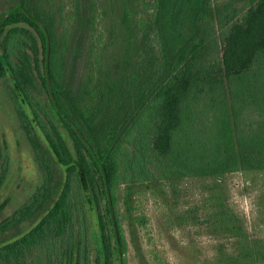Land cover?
Listing matches in <instances>:
<instances>
[{"label": "trees", "instance_id": "trees-1", "mask_svg": "<svg viewBox=\"0 0 264 264\" xmlns=\"http://www.w3.org/2000/svg\"><path fill=\"white\" fill-rule=\"evenodd\" d=\"M71 1L74 35L65 28L58 47L50 13L35 11L27 0L0 5L1 15L21 4L47 28L56 99L54 105L46 87L44 31L16 10L0 20V78H7L41 179L11 213L4 214L7 198L0 203V264H119L117 241L127 264L117 185L191 176L215 178L205 219H213L233 249L218 244L219 264L262 257L264 251L249 244L242 219L215 188L225 174L264 170V0H118L121 62L130 73L99 86L91 112L80 105L62 64L72 38L70 69L75 68L95 0ZM7 162L0 146V184Z\"/></svg>", "mask_w": 264, "mask_h": 264}, {"label": "rangeland", "instance_id": "rangeland-1", "mask_svg": "<svg viewBox=\"0 0 264 264\" xmlns=\"http://www.w3.org/2000/svg\"><path fill=\"white\" fill-rule=\"evenodd\" d=\"M27 1L35 11L52 15L57 47L65 28L73 34L76 18L70 16L74 13L71 0ZM241 1L235 0V3ZM94 3L91 10L94 20L86 32L75 68L70 69L72 38L67 40L62 64L63 76H71L72 89L80 97V105L90 112L98 100L99 86L103 88L109 81L116 84L124 79L123 74L130 73L121 62L125 49L118 0H95ZM61 7L62 14H59ZM62 57L59 52L58 58ZM6 80V77L0 78V146L8 158L0 184V203L7 198L4 214H9L32 193L41 178L6 92ZM214 183L213 177L199 176L171 181L159 178L129 185L119 183L115 198L126 242V263L219 264L218 244H227L228 251L233 249L229 247L230 241H226L228 238L215 231L213 219H205L211 208H205L204 202L214 192ZM128 191L130 201L126 200ZM215 191H219L242 219L249 244L264 251V170L225 174ZM246 264H264V255Z\"/></svg>", "mask_w": 264, "mask_h": 264}, {"label": "water", "instance_id": "water-1", "mask_svg": "<svg viewBox=\"0 0 264 264\" xmlns=\"http://www.w3.org/2000/svg\"><path fill=\"white\" fill-rule=\"evenodd\" d=\"M16 10H22L28 17H30L32 20L37 22L42 27V29L44 31L45 38H46V49H45V59H44V71H45L46 87H47V91L49 93L51 101L53 102L54 105H56V99H55L54 94H53V90H52V87L50 84V77H49L50 38H49L47 28L44 26V24L40 20L33 17L29 12H27V10L24 8L23 5H16L10 11H8L5 14H3L2 16H0V20L11 15ZM63 118L74 129V131L78 134V136L81 138V140L84 142V144L88 147V149L94 154L92 147L90 146L88 141L85 139V137L82 135V133L78 130V128L74 125V123H72L70 121V119H68L65 115H63ZM98 162L101 166V170H102L103 177H104L105 188H106V193H107V198H108V206H109V210H110V216H111V220H112L114 233H115V236L118 237L115 214L113 211L112 202L110 199V192H109L108 183H107V179H106V172H105V169H104L103 164H102L100 159H98ZM117 248H118V255H119V264H123L121 247H120V244L118 241H117Z\"/></svg>", "mask_w": 264, "mask_h": 264}, {"label": "flooded vegetation", "instance_id": "flooded-vegetation-1", "mask_svg": "<svg viewBox=\"0 0 264 264\" xmlns=\"http://www.w3.org/2000/svg\"><path fill=\"white\" fill-rule=\"evenodd\" d=\"M17 5H21V4H17ZM16 6V5H15ZM14 6V7H15ZM11 10V9H10ZM10 10H8V11H10ZM7 11V12H8ZM6 13V12H5ZM4 13V14H5ZM3 14H1L0 16H2ZM32 16H33V14H31ZM33 17H35V16H33ZM1 54H2V52H1V46H0V66H1V61H3L4 62V57L3 58H1ZM6 92H7V94H8V90H7V86H6ZM8 96H9V94H8ZM10 98V97H9Z\"/></svg>", "mask_w": 264, "mask_h": 264}]
</instances>
